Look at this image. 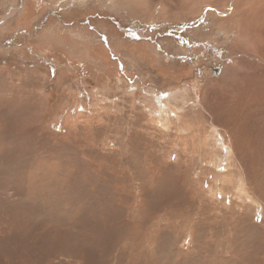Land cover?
I'll return each instance as SVG.
<instances>
[{
	"label": "rangeland",
	"instance_id": "1",
	"mask_svg": "<svg viewBox=\"0 0 264 264\" xmlns=\"http://www.w3.org/2000/svg\"><path fill=\"white\" fill-rule=\"evenodd\" d=\"M262 12L0 0V264H264Z\"/></svg>",
	"mask_w": 264,
	"mask_h": 264
},
{
	"label": "bare ground",
	"instance_id": "2",
	"mask_svg": "<svg viewBox=\"0 0 264 264\" xmlns=\"http://www.w3.org/2000/svg\"><path fill=\"white\" fill-rule=\"evenodd\" d=\"M263 13V12H262ZM257 15H258V13H257ZM261 15H259V17H260ZM262 17H264V13L262 14ZM261 18V17H260ZM239 24V23H238ZM263 30V29H262ZM262 33H263V31H261ZM250 82V81H249ZM260 83V82H259ZM236 87V86H235ZM253 86L252 85H250L249 84V86L247 87L248 88V90L247 91H251V88H252ZM237 88V87H236ZM228 89V88H227ZM239 89V88H238ZM254 89V88H253ZM235 91H236V89H235ZM238 91V90H237ZM246 91V89H243L242 90V93L243 92H245ZM246 91V92H247ZM239 92V91H238ZM235 94L237 95L238 93L237 92H235L234 94H232V93H229V91L227 92V94L224 96V97H228V98H226L225 99V104L223 105V104H221V106H225L228 102H230V104L232 103H234V100H236V99H234L235 97ZM261 97H262V95H261ZM252 99H254V104H249V101H248V99L246 98V93H244V95H243V102H239V103H243L244 104V106L243 107H246V110H248L251 106H259L257 109L261 112V107L262 106H264V104H262V101L256 96H253L252 97ZM224 101V100H223ZM242 101V100H241ZM248 105V106H247ZM254 109H255V107H253V111H254ZM262 110H263V108H262ZM233 113H236V106L233 108ZM263 113V112H262ZM252 114L255 116V111H254V113L252 112Z\"/></svg>",
	"mask_w": 264,
	"mask_h": 264
}]
</instances>
